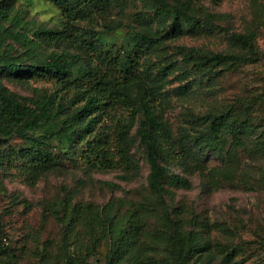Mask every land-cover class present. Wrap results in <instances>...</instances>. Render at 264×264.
<instances>
[{
    "label": "rangeland",
    "instance_id": "rangeland-1",
    "mask_svg": "<svg viewBox=\"0 0 264 264\" xmlns=\"http://www.w3.org/2000/svg\"><path fill=\"white\" fill-rule=\"evenodd\" d=\"M125 2L123 12L115 15L113 11L95 27L103 33V47L129 44L130 27L154 32L167 25L166 19L155 14L153 1ZM190 2L196 16H217L211 32L184 29L159 48L147 50L140 64L143 77L155 80L164 61L181 60L179 46L201 52L235 51L236 46L228 39L232 33L254 31L257 58L217 65L212 79L195 77L199 85L179 70L166 73L161 84L155 81L160 96L154 110L173 139H178V150L183 144V158H167L165 162L169 172L186 177L189 186H166L173 195L166 196L164 207L157 202L147 186L149 167L136 135L137 116L133 125L126 124L120 132V126L115 127L120 135L118 143L127 150V160L120 161L115 153L117 162L109 168L88 162L82 156L84 141L77 137L71 145L49 139L47 150L55 165L46 170L30 162L33 151L22 138L0 140V264H108L115 242L112 227L116 234L135 241L142 256L153 264H173L169 257L172 238L183 241L189 230L199 231L210 250L196 258L199 264L218 263L220 256L214 257L216 245L225 251L233 246L242 249L235 257L241 264L264 258V154L254 152L255 134H236V143L232 135L224 133L222 156L205 155L202 146L186 138L179 140L191 127L188 116L207 110L229 109L239 123L264 129V0ZM8 10L13 20L4 25L14 22V27L29 37L39 28L73 35L76 24L90 27L83 20L68 24L47 0H14ZM113 26L117 28L110 30ZM68 39L41 41L36 49L38 56L63 48L80 53ZM8 44L14 46L13 53L25 49L6 37L0 50ZM31 61L32 57L24 56V64ZM186 67L190 69L191 64ZM0 82L27 98H36L38 92L49 94L56 88L50 81L24 73L2 75ZM74 93V89L63 93L68 106L65 114L82 103H69ZM130 112L123 110L122 115ZM132 233L135 237L131 239Z\"/></svg>",
    "mask_w": 264,
    "mask_h": 264
},
{
    "label": "trees",
    "instance_id": "trees-1",
    "mask_svg": "<svg viewBox=\"0 0 264 264\" xmlns=\"http://www.w3.org/2000/svg\"><path fill=\"white\" fill-rule=\"evenodd\" d=\"M13 1L0 0V48L5 38L9 37L25 49L23 53H13L14 46L8 44L0 50V76H20L24 73L50 81L56 88L49 94L38 92L36 98H27L16 95L0 82V140L14 136L22 138L33 151V155L29 156L30 162L46 170L55 165L47 150L50 147L49 139L56 138L63 144L71 145L77 137L84 141L82 156L88 162L109 168L117 162L115 153L120 161L127 160V150L118 143L120 135L115 127L120 126V132L126 124L133 125L137 116L136 135L149 167L147 186L160 206H166V196L173 195L166 186L186 188L189 181L184 176L169 172L167 168V158H183V144L178 150V139H173L170 130L154 110V102L160 96V88L155 81L161 84L166 73L179 70L180 74L198 83L195 80L197 75L212 79L217 65L257 58L255 32L230 34L229 42L234 48L236 46L232 52H201L194 47L179 46L177 51L182 61H164L161 66L158 65L160 68L154 76L155 80L148 81L147 75L143 77L140 69L147 50L159 48L184 29L186 32L209 33L212 20L217 16L208 13L202 17L196 16L190 0H149L155 3V14L167 20L166 27H158L154 32L130 27L129 44L103 47V33L95 27L101 25V20L105 21L113 11L115 15L123 12L126 0H47L58 8L68 24L83 20L90 27L76 24L73 35H66L65 30L39 28L32 37L18 31L14 22L10 26L4 25L6 21L13 20L8 10ZM62 39H68L80 53L63 48L61 51H50L44 57L38 56L36 49L41 41ZM25 55L32 57L29 64L23 63ZM187 63L191 64L190 69H187ZM73 89L75 93L69 103H82L65 114L68 106L63 93ZM126 109L131 112L125 117L122 113ZM62 114L65 115L60 117ZM188 119L191 127L179 140L186 138L189 143L202 146L205 148L203 152L207 151L203 153L205 155L224 154V133H229L233 139L236 134H255L254 152L264 154V129L239 123L232 118L229 109L207 110L201 115L190 114ZM234 140L239 143L238 139ZM112 232L115 242L108 264H153L152 260L142 256L135 241L121 237V233L116 234L113 227ZM134 234H131V239L135 237ZM172 239L174 243L169 257L173 264H199L196 258L210 251L199 231L189 230L183 241L175 237ZM214 250V257L220 256L217 264H241L235 257L242 249L233 246L225 251L216 245ZM67 264L71 263L68 261ZM252 264H264V258Z\"/></svg>",
    "mask_w": 264,
    "mask_h": 264
}]
</instances>
